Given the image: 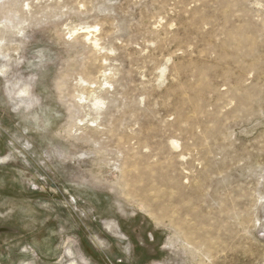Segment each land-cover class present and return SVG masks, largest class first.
I'll use <instances>...</instances> for the list:
<instances>
[{
	"label": "rangeland",
	"instance_id": "1",
	"mask_svg": "<svg viewBox=\"0 0 264 264\" xmlns=\"http://www.w3.org/2000/svg\"><path fill=\"white\" fill-rule=\"evenodd\" d=\"M0 264H264V0H0Z\"/></svg>",
	"mask_w": 264,
	"mask_h": 264
},
{
	"label": "bare ground",
	"instance_id": "2",
	"mask_svg": "<svg viewBox=\"0 0 264 264\" xmlns=\"http://www.w3.org/2000/svg\"><path fill=\"white\" fill-rule=\"evenodd\" d=\"M3 160V159H2ZM109 224H112V223H109ZM111 226V225H110ZM71 251V250H70ZM70 251L68 252V254H70ZM73 263H75V261L73 262Z\"/></svg>",
	"mask_w": 264,
	"mask_h": 264
}]
</instances>
